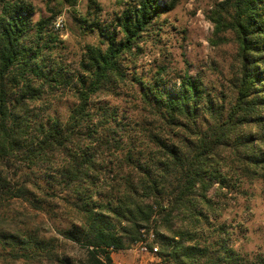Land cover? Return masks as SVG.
I'll use <instances>...</instances> for the list:
<instances>
[{
  "label": "trees",
  "instance_id": "trees-1",
  "mask_svg": "<svg viewBox=\"0 0 264 264\" xmlns=\"http://www.w3.org/2000/svg\"><path fill=\"white\" fill-rule=\"evenodd\" d=\"M175 2L136 0L113 29L89 23L102 40L86 45L72 69L52 56L53 17L33 23L29 6L0 0V199L43 212L55 233L0 231V243L16 257L114 264L113 252L153 235L169 264H264L262 254L249 260L231 248L207 197L214 183L219 190L234 187L212 161L220 150L230 147L252 175L264 169V0H224L211 18L213 43L231 32L238 46L236 93L227 110L186 73L168 88L164 67L151 77L128 72L132 50H140ZM129 77L140 85L148 116L170 134L181 131L178 143L149 129L132 135L129 123L99 100L106 86ZM67 89L73 93H55ZM65 96L75 103L62 120L52 106ZM249 126L254 133L236 134ZM69 244L81 248V257L67 256Z\"/></svg>",
  "mask_w": 264,
  "mask_h": 264
},
{
  "label": "rangeland",
  "instance_id": "rangeland-1",
  "mask_svg": "<svg viewBox=\"0 0 264 264\" xmlns=\"http://www.w3.org/2000/svg\"><path fill=\"white\" fill-rule=\"evenodd\" d=\"M22 2L31 8V20L52 18V23L60 18L63 27L59 31L49 30L57 37L52 56L60 57L72 69L78 68L86 45H99L102 38L97 30L89 31V23L97 21L113 29L116 16L127 5L136 0H7ZM170 2L171 0H160ZM224 0H176L172 10L156 19L152 36L141 40L140 50L133 49L128 72H136L141 77H151L159 67L165 68L168 85L179 84V77L185 73L201 81L214 102L223 110L230 108L235 96L234 83L239 67L238 46L231 32L222 34L226 41L214 44V24L211 18ZM85 20L86 23H82ZM100 92L99 100L117 111L122 123H129L132 135L140 129L153 130L164 139L178 143L181 131L165 129L155 118L148 116L147 108L139 101L142 93L140 85L132 78L106 86ZM55 93H73L71 90H57ZM109 93V94H105ZM70 96L53 104L52 110L64 120L74 105ZM198 124L204 129L205 123ZM239 130V129H238ZM240 133H254L249 126ZM143 132V131H142ZM168 133V134H167ZM178 137H176V136ZM183 137H189L183 134ZM213 163L219 172L231 179L232 188L219 190L217 183L210 188L207 197L218 208L216 224H222L227 231L228 243L239 255L252 260L256 255H264V169L252 175V168L243 170L242 159L230 147L220 150ZM251 172V173H250ZM13 171L10 170V175ZM55 201L53 204H57ZM156 220L159 218L156 216ZM159 221V220H158ZM51 222L40 211L34 210L26 202L18 199H0V231L14 234L26 229L42 237L54 235ZM19 229V230H18ZM145 241L111 254L114 264H169L158 256V244L153 235L144 236ZM149 246L152 248L150 249ZM157 248L158 251H154ZM61 249V248H60ZM70 258L81 257L80 247L68 245L64 249ZM0 264H34L23 257H16L8 244L0 243Z\"/></svg>",
  "mask_w": 264,
  "mask_h": 264
},
{
  "label": "built area",
  "instance_id": "built-area-1",
  "mask_svg": "<svg viewBox=\"0 0 264 264\" xmlns=\"http://www.w3.org/2000/svg\"><path fill=\"white\" fill-rule=\"evenodd\" d=\"M62 27H63V21H62V19H60V18L56 19V20L52 23V29H53L54 31H59V30L62 29ZM156 250H157V248H154V251H156Z\"/></svg>",
  "mask_w": 264,
  "mask_h": 264
}]
</instances>
